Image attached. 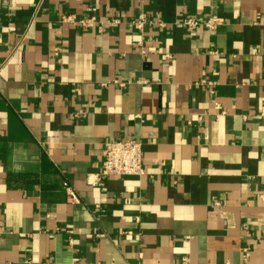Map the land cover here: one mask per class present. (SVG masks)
I'll return each instance as SVG.
<instances>
[{
  "label": "crops",
  "instance_id": "0c3cea01",
  "mask_svg": "<svg viewBox=\"0 0 264 264\" xmlns=\"http://www.w3.org/2000/svg\"><path fill=\"white\" fill-rule=\"evenodd\" d=\"M128 139L145 174L100 182ZM184 258L264 264V0H0V264Z\"/></svg>",
  "mask_w": 264,
  "mask_h": 264
},
{
  "label": "built area",
  "instance_id": "2783aa9c",
  "mask_svg": "<svg viewBox=\"0 0 264 264\" xmlns=\"http://www.w3.org/2000/svg\"><path fill=\"white\" fill-rule=\"evenodd\" d=\"M61 22L68 23L72 26L82 29L100 27L97 17L91 14L83 18H76L75 16H67L61 18ZM118 20H110V24H117ZM144 23V15L140 14L139 18L134 24L141 28ZM184 28L188 31H195L198 28H206L207 30H216L221 24L222 20L217 15H211L206 18H197L193 16H185L182 19ZM59 48H55V54ZM202 84L213 85L214 82L202 80ZM105 154L101 163L100 173L98 178L100 182L109 176H142L145 174L144 161L142 156V147L139 142L133 139L128 140H107L104 144ZM62 188L66 193L69 203H79V198L74 188L66 181L62 182ZM183 264H188L187 260L183 259Z\"/></svg>",
  "mask_w": 264,
  "mask_h": 264
}]
</instances>
